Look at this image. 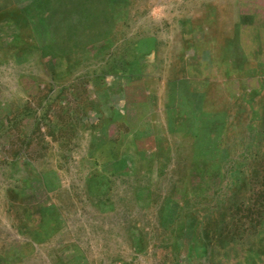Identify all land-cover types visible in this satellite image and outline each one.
I'll list each match as a JSON object with an SVG mask.
<instances>
[{
    "label": "rangeland",
    "instance_id": "1",
    "mask_svg": "<svg viewBox=\"0 0 264 264\" xmlns=\"http://www.w3.org/2000/svg\"><path fill=\"white\" fill-rule=\"evenodd\" d=\"M203 2L0 0V264H84L105 241L112 264H264V0H239V70L212 75L193 137L167 47L110 72L109 34L119 53L179 38Z\"/></svg>",
    "mask_w": 264,
    "mask_h": 264
},
{
    "label": "crops",
    "instance_id": "2",
    "mask_svg": "<svg viewBox=\"0 0 264 264\" xmlns=\"http://www.w3.org/2000/svg\"><path fill=\"white\" fill-rule=\"evenodd\" d=\"M217 1L204 0L201 4L189 5L184 13H180L179 18L176 19L178 26L173 28V30L179 29V38L176 37L166 42L160 39L151 40L148 37L152 32L145 31V29L138 30L133 35H126L123 40L124 50L119 53L121 50L117 49V38L114 39L112 34L108 37L111 38L108 42L107 55L110 72L119 76L135 74L136 69L146 74L151 64L148 55L161 46L170 50L168 60L174 65L173 67H177L176 63L180 64L174 72L181 76L179 80L168 83L171 86L170 100L174 107L173 113L191 125L187 132L191 137H193L191 133L196 129L194 124L198 121V117L203 115L199 111L202 101L206 98V94L209 98L212 75L223 74L227 77L229 68L238 71L239 60L242 57L239 49L241 3L239 0ZM114 34L116 35L117 32L115 31ZM198 95L199 97L203 95L199 107L196 101ZM126 99L127 96L124 95L122 100ZM127 100L125 107H132L133 104H129ZM205 106L207 107L208 104ZM104 234L100 233L96 236L95 242L107 240L105 236L108 233L104 232ZM114 243L107 241L99 243L101 247L98 246L99 254L96 251L95 257L83 260L84 264L115 262L114 256L103 258L100 255V251L115 252Z\"/></svg>",
    "mask_w": 264,
    "mask_h": 264
}]
</instances>
